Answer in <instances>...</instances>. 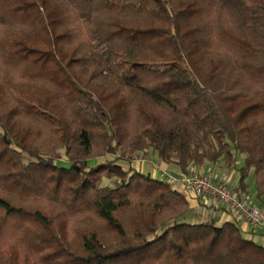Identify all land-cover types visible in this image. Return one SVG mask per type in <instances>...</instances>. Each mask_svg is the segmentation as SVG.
Listing matches in <instances>:
<instances>
[{
    "label": "trees",
    "instance_id": "obj_1",
    "mask_svg": "<svg viewBox=\"0 0 264 264\" xmlns=\"http://www.w3.org/2000/svg\"><path fill=\"white\" fill-rule=\"evenodd\" d=\"M151 150L264 203V0H0V264H264Z\"/></svg>",
    "mask_w": 264,
    "mask_h": 264
},
{
    "label": "built area",
    "instance_id": "obj_2",
    "mask_svg": "<svg viewBox=\"0 0 264 264\" xmlns=\"http://www.w3.org/2000/svg\"><path fill=\"white\" fill-rule=\"evenodd\" d=\"M159 178L175 187L181 184L183 191L195 201L207 198L219 201L226 210L239 216V224H247L252 229L264 233V208L254 204L251 195L236 194L227 182L218 178L214 170L199 171L191 168L187 172L175 175L169 168H161Z\"/></svg>",
    "mask_w": 264,
    "mask_h": 264
},
{
    "label": "crops",
    "instance_id": "obj_3",
    "mask_svg": "<svg viewBox=\"0 0 264 264\" xmlns=\"http://www.w3.org/2000/svg\"><path fill=\"white\" fill-rule=\"evenodd\" d=\"M133 166L136 167L141 172L151 174V176L154 178H159V170L161 168H169L171 172L175 175H180L182 173L181 170L178 168V166L174 164L172 165L166 164L162 162L160 159L157 161H153V159H150L149 157V152L145 154V156L137 159L133 163ZM193 168L199 171H208L210 169L214 170L218 178L220 180L227 182L234 189V192L239 186L238 172L230 170L229 168H225V166L223 165L207 164V165L193 167ZM176 188L179 189L189 199L192 207H195V208L204 207L208 211L207 215L210 218H213L214 220H216L218 223L231 222V221L237 223L248 237L253 238L256 242L264 246V233L261 230L252 229L247 224H244V223L239 224L238 223L239 216L232 211L226 210L219 201L212 199V198H207L206 200L200 199V200L195 201L194 199L189 198V194L187 192L183 191V187L181 184H178ZM245 194L251 195L249 193L248 186H247ZM251 197H252L254 204H256L257 206L261 208H264V203H261L259 200H254V196L252 195Z\"/></svg>",
    "mask_w": 264,
    "mask_h": 264
},
{
    "label": "rangeland",
    "instance_id": "obj_4",
    "mask_svg": "<svg viewBox=\"0 0 264 264\" xmlns=\"http://www.w3.org/2000/svg\"><path fill=\"white\" fill-rule=\"evenodd\" d=\"M149 157L150 159H153V161H157L159 160V156L157 153H154L153 150H151L149 152ZM243 154L241 153H238L237 154V158H236V161H235V167L230 170H233L235 172H237V169L242 165L243 163ZM106 158H104L103 160H106ZM91 164L95 165V162L94 161H91L90 162ZM225 166V168H227L226 165H223ZM245 183L246 185L248 186L249 188V193L253 196L254 192H255V183H254V180H253V170L250 169L247 174H246V177H245ZM207 210L204 208V207H198V208H195V207H192L190 212L188 213L187 217H186V220L188 222H191V223H197V222H203V221H210L211 219L213 218H210L208 215H207ZM150 251L149 250H142L140 252H138L137 254L138 255H147L149 254Z\"/></svg>",
    "mask_w": 264,
    "mask_h": 264
}]
</instances>
